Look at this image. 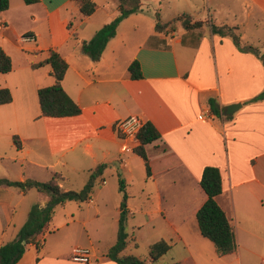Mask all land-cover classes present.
<instances>
[{"label":"crops","instance_id":"obj_1","mask_svg":"<svg viewBox=\"0 0 264 264\" xmlns=\"http://www.w3.org/2000/svg\"><path fill=\"white\" fill-rule=\"evenodd\" d=\"M92 1L96 8L87 16L76 0H38L32 4L9 0L8 8L0 12V25H4L0 47L11 59V70L0 73V88H8L12 94L9 103L0 105V126L11 140L16 135L21 145L17 148L12 141L17 153L9 159L18 178L11 180L46 181L58 172L64 179L60 186L67 190L66 181L89 177L97 165L105 164L96 180L103 185L95 189L94 184L87 201L56 206L48 228L26 245L16 264H119L106 253L116 241L121 193L119 185L106 182V174H115L117 182L119 177L124 180L126 224L141 227L157 219L162 238L171 245L168 251L173 246L184 247L186 256L172 263L197 264L196 257L215 250L200 234L195 218L206 199L199 184L205 166L220 171L222 190L216 201L234 229L238 251L246 244L243 234L258 241L255 247H263L264 234L257 230L264 226V100L249 101L264 88L260 59L238 49L231 37L212 33L210 26L177 34L168 32V27L156 31L154 24L133 39L138 25L122 31L119 28L136 12L120 21L100 58L93 61L81 45L107 22L85 33L71 26L75 13L79 25L91 20L100 6L97 0ZM104 6L115 11L113 18L118 15V2ZM25 33L34 39L22 41ZM52 50L68 64L62 87L80 106L76 115L40 116L37 89L52 85L54 77L48 64L32 65ZM132 60L139 62L141 78L130 77ZM210 98L224 109L222 115L212 114ZM232 103L241 106L226 114V106ZM131 115L150 121L160 134L145 145L149 175L146 171L134 173L133 163L142 158L133 150L121 151L123 140L116 125ZM32 190L37 195H32ZM32 196L40 206L48 200L34 188L24 192L0 185V217L6 227L1 229L0 245L12 240L27 219ZM14 201L23 202L21 210ZM71 202L75 207H68ZM108 211L112 213V238L107 242L102 239L101 223ZM57 212L61 217L56 221ZM136 214L140 220L132 222ZM14 219L18 224H13ZM92 222L95 228L90 231ZM11 223L13 229L7 233ZM78 233L84 237L81 244L74 241ZM36 241L42 243L39 249ZM135 245L133 237L127 236L122 253L133 255ZM76 246L91 251L89 262L70 259Z\"/></svg>","mask_w":264,"mask_h":264},{"label":"trees","instance_id":"obj_2","mask_svg":"<svg viewBox=\"0 0 264 264\" xmlns=\"http://www.w3.org/2000/svg\"><path fill=\"white\" fill-rule=\"evenodd\" d=\"M26 4H32L38 0H23ZM79 3L80 11L83 15H90L96 8L92 0H76ZM9 6V0H0V12ZM140 10L139 0H118V15L111 21L103 24L96 32L81 45V50L87 54L91 60L97 61L108 40L116 33V28L120 21L132 13ZM188 18L186 15L185 20ZM186 20V30L202 26V21L190 23ZM210 30L214 34L229 36L238 49L252 52L255 54L264 66V54L252 45H240L239 37L233 31V27L226 25L218 26L210 23ZM155 30H159L158 21L155 23ZM48 64L51 74L54 77V83L49 86L37 89V98L40 108V116L63 117L76 115L80 112V106L64 91L62 80L68 68L67 62L57 51H50L49 55L41 62L32 66H42ZM11 70V59L0 47V73H7ZM128 72L132 79L141 78L140 64L137 60H132L128 65ZM12 100V94L8 88H0V105L9 103ZM264 100L263 90L251 98L249 101ZM208 105L214 115H222L224 109H219L214 99H209ZM229 117L230 115H225ZM138 144L133 151L142 158L146 174L149 175L150 168L145 145L152 143L160 137L159 132L150 121H145L138 132ZM12 141L17 148H20V142L16 135L12 136ZM105 164L97 165L89 174L85 184L79 190H64L60 183L64 180L61 174L53 172L46 181H37L33 179L11 180L0 177V185L16 187L22 191L31 188L44 193L48 200L44 206L34 204L27 215V219L19 228L15 237L0 245V264H16L22 257L26 245L32 242L35 237L43 233L54 214L56 206L66 201H87L92 194L94 184L102 175ZM119 191L121 201L119 205L118 230L116 241L107 250L106 256L119 264H158L159 259L170 249V244L163 238L151 243L148 246V259L139 258L132 254H123L122 251L127 244V232L125 228L128 217L127 193L125 191L124 180L119 177ZM201 188L206 194V199L197 209L195 218L200 234L210 240L218 256L232 254L237 249L235 232L230 224L226 212L216 201V196L221 193V175L217 167L205 166L199 181ZM36 248H40L42 243L35 242Z\"/></svg>","mask_w":264,"mask_h":264},{"label":"rangeland","instance_id":"obj_3","mask_svg":"<svg viewBox=\"0 0 264 264\" xmlns=\"http://www.w3.org/2000/svg\"><path fill=\"white\" fill-rule=\"evenodd\" d=\"M118 2V0H97L100 5L99 8L94 12L91 20H86L83 25L80 24L78 14L75 13L74 17L71 19L72 27L77 30V32L85 33L88 30L99 28L103 23L108 22L114 16V10H107L104 6L106 3L112 4V2ZM140 7L142 10L138 11L134 18H129L124 20L120 25V31L124 27L130 28L134 23L138 25L137 36L144 34L148 29L153 27V25L158 21L159 30L168 27V32H175L177 34L183 33L185 31L186 20L190 23L194 21H202V25L208 27L210 23H216L217 25H226L228 27H233V32L238 35L239 41L244 45H251L256 47L258 50H263L264 47V1L261 0H139ZM262 5V7H261ZM186 15L188 18L185 20ZM82 16V15H81ZM83 19V16H82ZM189 23V24H190ZM248 43V44H247ZM5 128L0 126V177L6 176L10 179H17L18 172H14V166H11L12 156L16 155V149L12 145L11 136L6 134ZM139 162L133 163L134 173L138 174L145 171L143 165V160L137 158ZM136 174V175H137ZM115 174L105 175V180L107 183L115 184L116 187L119 185ZM122 177H124L122 175ZM88 176L73 178L70 181L64 183V187L67 189L79 190L86 182ZM103 183L97 181L95 183V189L101 187ZM32 195H37L36 191L32 190ZM30 197V196H29ZM30 201V200H28ZM34 202V203H33ZM34 196H32V205L36 204ZM22 203L13 202L17 210H21L20 207ZM68 207H75L76 203L71 202ZM30 207V208H31ZM108 210V209H106ZM57 211V210H56ZM59 211V210H58ZM60 212H57V218L61 217ZM111 212H107L106 216L103 218V223L101 233L103 238L107 242L111 240L112 231L110 230V222L112 223L110 217ZM133 219V218H132ZM25 222L26 217L23 219ZM131 220V218H129ZM138 214L135 215V219L132 222L138 221ZM13 224H18V222L13 221ZM143 224V223H142ZM50 228L52 222L50 223ZM139 226V227H138ZM10 232L13 229L12 223L7 226ZM74 227H76L74 225ZM126 230L128 236L133 237L135 246L132 247L134 252L133 255L139 258L146 259L148 257V246L162 238L161 230L162 225L154 219L152 223H144L141 227L140 225L131 224L128 222L126 225ZM2 228H6L0 217V232ZM80 228V227H79ZM90 231L94 230V222L88 225ZM257 230V229H256ZM79 232V231H78ZM258 233L264 234V226H259L257 230ZM61 235V234H60ZM243 239L245 241V246L238 251L229 255L219 257L216 255L215 250H206L201 257H196L197 264H264V246L255 247L258 241L247 237L243 234ZM74 241L77 244L84 242V237L78 233L74 234ZM6 242V241H4ZM261 243V242H260ZM104 242L101 243V247ZM238 248V242H237ZM186 256L184 252V247L181 245L173 246L170 251L163 255L158 264H173L172 262L177 260H182ZM190 264V263H181Z\"/></svg>","mask_w":264,"mask_h":264},{"label":"built area","instance_id":"obj_4","mask_svg":"<svg viewBox=\"0 0 264 264\" xmlns=\"http://www.w3.org/2000/svg\"><path fill=\"white\" fill-rule=\"evenodd\" d=\"M4 25H0L2 29ZM22 41H32L34 37L28 33L21 36ZM143 120L137 115L128 116L117 122L116 128L123 143L121 151L129 152L138 144V132L143 125ZM92 254L88 248L76 246L72 249L70 259L76 262L87 263L91 260Z\"/></svg>","mask_w":264,"mask_h":264},{"label":"water","instance_id":"obj_5","mask_svg":"<svg viewBox=\"0 0 264 264\" xmlns=\"http://www.w3.org/2000/svg\"><path fill=\"white\" fill-rule=\"evenodd\" d=\"M241 106V103H232L226 106L225 113L231 114Z\"/></svg>","mask_w":264,"mask_h":264}]
</instances>
